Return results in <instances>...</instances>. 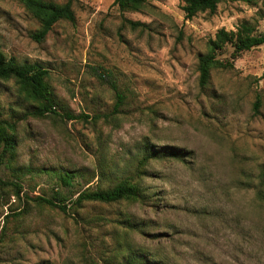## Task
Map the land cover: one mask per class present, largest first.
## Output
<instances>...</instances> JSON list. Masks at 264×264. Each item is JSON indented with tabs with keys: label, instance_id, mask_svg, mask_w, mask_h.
Instances as JSON below:
<instances>
[{
	"label": "rangeland",
	"instance_id": "1",
	"mask_svg": "<svg viewBox=\"0 0 264 264\" xmlns=\"http://www.w3.org/2000/svg\"><path fill=\"white\" fill-rule=\"evenodd\" d=\"M114 1L71 0L74 22L36 42L38 21L0 0V53L47 72L58 114L33 115L40 103L0 79L2 119L16 124L14 156L0 146V264H264V44L234 59L225 47L233 66L205 88L197 71L218 30L264 33V0H222L190 20L182 0L123 12ZM146 144L158 157L141 166ZM60 171L77 173L70 188ZM126 178L141 200L73 204ZM57 193L66 212L34 201Z\"/></svg>",
	"mask_w": 264,
	"mask_h": 264
},
{
	"label": "trees",
	"instance_id": "2",
	"mask_svg": "<svg viewBox=\"0 0 264 264\" xmlns=\"http://www.w3.org/2000/svg\"><path fill=\"white\" fill-rule=\"evenodd\" d=\"M24 8L32 15V17L38 21L39 30L31 34V38L36 42H42L49 33L53 25L60 20H66L74 22L75 15L72 10L71 0H67L62 5H57L52 2H45L42 0H19ZM222 0H182L181 10L184 13V17L187 20L192 19L199 13H213L217 5ZM248 3L253 0H244ZM143 0H115L114 6L123 12L126 10L137 11L143 6ZM213 39L208 41V50L206 53L201 54L197 61L198 71V84L201 88H205L210 81L211 70L215 68L219 69H231L232 61H221L218 57L222 53L225 47L232 49L231 58L239 56L241 53L249 51L253 48L259 47L264 44V33L255 34L254 27L248 22H242L237 26L235 31H226L220 29L215 32ZM47 72L42 70L37 65H17L11 60H7L0 53V79L14 78L16 83L24 90L26 95L34 102H39L40 106L35 108L32 113L35 116L42 117L45 114L58 115L52 107H55V102L52 99L48 86L44 79ZM100 80H103L102 75H97ZM111 89L115 95L114 111H117L122 105L125 99L124 95L118 90L117 86L111 84ZM258 101L254 104V111L258 110ZM1 107V106H0ZM89 118L87 116H74L71 114H65V118L68 120L77 118ZM107 119V115L102 116ZM100 116L96 115L93 119H98ZM16 124L6 122L2 119L0 109V146L2 147L1 157L9 156L12 158L15 153L16 147ZM146 144L144 148V155L141 158L140 165L144 166L150 159L157 158L155 151L147 148ZM169 156H175L174 153H170ZM138 170L136 171L137 174ZM77 173L71 171H60L58 177L60 183L63 186L70 188ZM137 177V175H136ZM15 195L19 197V189L15 191ZM142 199V191L139 184L135 182L133 178H126L113 184L106 189L97 190H85L79 192L73 201L76 206L81 205L84 202H99L104 204L117 203L120 201H139ZM34 201L38 204L45 205L51 208H57L62 212H66V206L64 202L66 198L57 193V197L43 198L36 197ZM55 201L59 203H55ZM62 203V204H61ZM18 216V215H16ZM122 264H131L125 262Z\"/></svg>",
	"mask_w": 264,
	"mask_h": 264
}]
</instances>
